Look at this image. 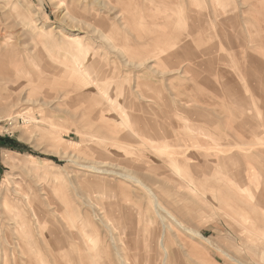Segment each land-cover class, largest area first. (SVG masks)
<instances>
[{
    "label": "rangeland",
    "instance_id": "374dc122",
    "mask_svg": "<svg viewBox=\"0 0 264 264\" xmlns=\"http://www.w3.org/2000/svg\"><path fill=\"white\" fill-rule=\"evenodd\" d=\"M139 1L0 0V97L14 100L0 98V116L5 115L0 121V241L1 226L11 221V214L13 224L26 213L34 222L29 237L36 251L8 252L9 264H31L37 255L47 259L44 264H81L79 255L95 249L92 239H98L96 247H106L119 232L112 226L120 224L125 237L130 220L134 241L126 254L134 264H149L146 242L153 232L163 231V223L171 226L166 228L170 264H179L178 259L180 264H264V0H257L258 5L256 0H204L205 5L178 0L169 8L157 6L161 0ZM209 13L217 21L238 15L241 23L234 28L208 23ZM169 16L173 22L164 24ZM201 17L206 19L204 37L191 27ZM176 30L187 35L182 43L153 56L158 62L152 59L147 39L161 33L168 39ZM186 44L194 58L180 57L171 64L169 52ZM45 62L50 72L42 83L35 69ZM173 66L183 71H160ZM18 68L25 72L17 73ZM9 113L21 115L8 119ZM7 143L13 149L1 146ZM124 157L134 160L127 170L153 177L162 206L177 218L190 217L182 224L208 240L185 231L161 207L157 210L153 197L133 181L82 166L124 171L118 166ZM14 235H9L8 248ZM82 238L84 248L71 246ZM104 248L100 263L119 264L115 247Z\"/></svg>",
    "mask_w": 264,
    "mask_h": 264
},
{
    "label": "bare ground",
    "instance_id": "6f19581e",
    "mask_svg": "<svg viewBox=\"0 0 264 264\" xmlns=\"http://www.w3.org/2000/svg\"><path fill=\"white\" fill-rule=\"evenodd\" d=\"M141 1V0H140ZM139 1V2H140ZM199 1V0H198ZM209 1V0H208ZM70 2H72V1H70ZM73 2H75V0H73ZM139 2H137V3H139ZM161 2H162V4L161 5H157V6H166V7H171L172 6V4L173 3H175V2H178V0H161ZM195 3H196V1H194ZM202 2H203V4H204V0H202ZM207 2V1H206ZM240 2V1H239ZM251 2V0L250 1H248V2H246V3H250ZM76 3V2H75ZM198 3V2H197ZM197 3L195 4V7L197 6ZM208 3H212V1H210V2H208ZM241 3H242V1H241ZM254 3H256L257 5L259 4V3H257V0L256 1H254ZM70 5H72V3H69ZM141 3H139V5H140ZM176 4H178V3H176ZM180 4V3H179ZM183 4H184V1H183ZM136 5H138V4H136ZM198 5H200V3L198 4ZM201 5H202V3H201ZM205 5V4H204ZM208 5H210V4H208ZM217 5H218V3H217ZM254 5V4H253ZM73 6V5H72ZM180 6V5H179ZM207 6V5H206ZM212 6V5H211ZM210 6V7H211ZM239 6V5H238ZM246 6V5H245ZM69 7V6H68ZM74 7V6H73ZM151 8H155V7H152V6H150ZM243 7V6H242ZM242 7H241V9H242ZM173 8V7H172ZM178 8V7H177ZM180 9H181V7H179ZM198 9H200L199 7H197ZM215 7L213 6V11L216 9H214ZM183 9V8H182ZM208 10H209V8H207ZM211 10H212V8H210ZM240 9V8H239ZM245 9V8H244ZM178 11H179V9H178ZM209 12V11H208ZM214 13V12H213ZM212 13V14H213ZM239 13H240V11H239ZM179 14H181V13H179ZM183 14V13H182ZM181 14V15H182ZM187 14V13H186ZM185 14V15H186ZM199 14V13H198ZM242 14V13H241ZM241 14H240V16H241ZM184 15V14H183ZM214 15V14H213ZM180 16V15H179ZM181 17L182 16H180L179 18L181 19ZM185 17V16H184ZM183 17V18H184ZM223 17H225V16H223ZM178 18V19H179ZM186 18H187V15H186ZM213 18V19H212ZM222 18V17H221ZM241 18V17H240ZM240 18H239V16L237 15V16H230V17H227V18H225V19H222V20H220V21H217L218 19H215V17H213L212 15H210V13H209V15L207 16V20L209 21L208 23H214L215 21L217 22V24H220V25H224V24H227V25H229L230 27H237V25H239L241 22H240ZM242 18H244L243 16H242ZM177 19V20H178ZM170 20L173 22V19L169 16V17H167V19L166 20H163V22H164V24H167V23H169L170 22ZM181 20H179V22H180ZM185 21V20H184ZM242 21V20H241ZM178 22V21H177ZM177 22H176V24H177ZM206 22V19L204 20L202 17L201 18H198V19H196V20H194L192 23H191V27H192V29H194L195 31L196 30H198V32H201L202 34H203V32H204V30L206 29L203 25V23H205ZM184 23H188V21L187 22H183L182 24H184ZM132 24V23H131ZM175 24V25H176ZM181 24V25H182ZM216 24V23H215ZM178 25H180V23H178ZM242 25H243V22H242ZM245 25V24H244ZM129 26H131V25H129ZM174 27H176V26H174ZM179 27H181V26H179ZM179 27H176V28H178V30L180 29ZM243 27H245V30H246V26H243ZM183 28H184V26H183ZM188 29V27H185L184 29ZM174 29V28H173ZM182 29V28H181ZM181 29L179 30V32L181 31ZM214 29V28H213ZM217 29H219V27L217 28ZM26 30V29H25ZM171 30V29H170ZM201 30H203V31H201ZM207 30V29H206ZM219 30H221V29H219ZM109 31V30H108ZM177 31V30H176ZM182 31L184 32L185 30H183L182 29ZM187 31V30H186ZM185 31V32H186ZM194 31V32H195ZM215 31V30H214ZM112 32V31H111ZM151 32V33H150ZM147 35H143V36H150L151 34H153V31H150ZM155 33H156V31H154ZM172 32H173V30H172ZM172 32H171V34H172ZM178 32V31H177ZM177 32H175L176 34L175 35H172L171 37H170V35H169V38L167 39H162L163 37L162 36H167V33H165V34H163V33H161V34H156V35H153V37H151V38H149V39H151V40H149L148 41V39H147V41H146V44L147 45H150V46H153L152 47V49L150 50V54L152 55V57L153 56H158L159 57V54H162L163 52L165 53V50L166 49H168V48H170V47H172V46H176L177 44H179V42L181 41V39H183V37L185 38L186 36H184L183 35V37H181V33H179V35L180 36H178V34H177ZM182 32V33H183ZM185 32L183 33V34H185ZM220 32V31H219ZM158 33V32H157ZM221 33V32H220ZM102 34H106V33H102ZM192 34V33H191ZM201 34V35H202ZM216 34V33H215ZM247 34V33H246ZM103 35V36H104ZM188 35H190L189 34V32H188ZM211 35V34H210ZM209 35V36H210ZM106 36V35H105ZM115 37V36H114ZM200 37V36H199ZM202 37H204V34H203V36ZM216 37H217V35H216ZM141 38H143V37H141ZM188 38V37H187ZM186 38V39H187ZM196 38H198V36H196ZM226 38V37H225ZM185 39V40H186ZM202 38H200V41H202L201 40ZM211 39H212V37H211ZM219 39V38H218ZM222 40V39H221ZM150 41L152 42V41H158V43H150ZM218 41V40H217ZM264 41V40H263ZM183 42H185V41H183ZM180 43H182V42H180ZM209 43V42H208ZM210 43H212V42H210ZM200 44V43H199ZM198 44V45H199ZM222 44V43H221ZM247 44H249L248 42H247ZM187 46H185L184 48H182V49H179L178 51H176V52H174V53H172L174 50H171L172 52H169V54L171 53V55L170 56H168V59H169V61H170V63L172 64V62L173 63H176L175 61H178L179 59L178 58H180V57H187V59L188 58H194V53H192L191 51H190V49H189V44H186ZM201 45H202V43H201ZM206 45H209V44H207L206 43ZM222 45H224V44H222ZM179 46V45H178ZM203 46H205V45H203ZM200 47V46H199ZM203 47H201V49H202ZM264 48V47H263ZM216 49H217V47H216ZM219 49H220V46H219ZM245 50H247L246 48H244ZM210 50H212L211 48H209V49H207L206 50V53H208V52H210ZM243 50V49H242ZM245 50L244 51H242L243 53L245 52ZM169 51V50H168ZM168 51H166V55H168ZM235 51V50H234ZM9 52V51H8ZM148 52V51H147ZM212 52V51H211ZM164 53H163V55H164ZM205 53V54H206ZM246 53V52H245ZM244 53V54H245ZM254 53V52H253ZM240 54H241V52H240ZM243 54V55H244ZM150 55V56H151ZM246 55V54H245ZM155 56V59L157 58ZM162 56V55H161ZM149 57V56H148ZM151 57V58H152ZM234 57V56H233ZM151 58H149V59H151ZM204 58V57H203ZM216 58V57H215ZM152 59H154V57L152 58ZM151 59V60H152ZM154 59V60H155ZM182 59V58H181ZM201 59V58H200ZM160 60V58H158L157 60H155V61H159ZM169 61H167V62H169ZM180 61V60H179ZM214 61H216V60H214ZM150 62V61H149ZM152 62V61H151ZM166 62V63H167ZM188 61H186V63H187ZM195 62V61H194ZM183 61H182V68H183ZM189 63H191V62H189ZM14 64V63H13ZM76 64H77V62H76ZM48 63H44V65L42 66V68H40V69H35L36 71H37V73L38 74H41V76L39 77V81L41 80L42 81V83H43V81H44V79H46V77H47V75H48V73L50 72V69L48 68ZM192 65V64H191ZM191 65H189V66H191ZM163 66V65H162ZM188 66V65H187ZM256 66H258V65H256ZM156 67V66H155ZM155 67H154V69H155ZM164 67V66H163ZM174 67V66H173ZM180 67V66H179ZM192 67H194V66H192ZM254 67V66H253ZM148 68V67H147ZM157 68V67H156ZM19 69V68H18ZM158 69V68H157ZM194 69H196V68H194ZM4 70V69H3ZM159 70H160V68H159ZM164 70H166V69H161L160 71L162 72V73H165V72H182L183 70H180V68H175L174 67V69L172 68H170V70L168 69V71H164ZM189 70V69H188ZM255 70V69H254ZM256 70H258V69H256ZM260 70H262V69H260ZM17 71H19V72H17V73H21V72H25V70L24 71H22L21 69H19V70H17ZM30 71V70H29ZM186 71V70H185ZM190 71V70H189ZM32 72H33V70H32ZM204 72V71H203ZM259 72V71H258ZM261 72V71H260ZM30 73V72H29ZM189 73V72H188ZM202 73V72H201ZM205 73V72H204ZM166 74V73H165ZM168 74V73H167ZM170 74V73H169ZM191 74H192V72H191ZM221 74V73H220ZM179 75V74H178ZM263 75V74H262ZM30 76H32V74H30ZM29 76V77H30ZM177 76V75H176ZM184 76V75H183ZM192 76V75H191ZM261 76V75H260ZM19 78V77H18ZM174 78V77H173ZM184 78V77H183ZM255 78V77H254ZM2 79V78H1ZM140 79H142V78H140ZM143 79H145V78H143ZM4 80V79H3ZM9 80V79H8ZM137 80H138V76H137ZM35 81H37V80H35V79H32V78H29V82H35ZM139 81V80H138ZM137 81V82H138ZM194 81H195V78H194ZM174 82V81H173ZM188 82V81H187ZM193 82V81H192ZM1 83V82H0ZM198 83V82H197ZM200 83V82H199ZM34 84V83H33ZM183 84V83H182ZM135 85V84H134ZM193 85H195V84H193ZM199 86V85H198ZM198 86H195V87H198ZM207 86V85H206ZM172 87V86H171ZM224 87V86H223ZM138 88V87H137ZM174 88V87H173ZM175 88H177V87H175ZM231 88V87H230ZM230 88H228L229 90H230ZM247 88V87H246ZM188 89V88H187ZM233 89V88H232ZM245 89V88H244ZM250 89V88H249ZM140 90V89H139ZM172 90H174V89H172ZM185 90V89H184ZM179 91V90H178ZM201 91V90H200ZM140 92V91H139ZM172 92H177V91H172ZM252 92V91H251ZM23 93V92H22ZM138 93V92H137ZM141 93V92H140ZM196 93V92H195ZM252 94V93H251ZM19 95V94H18ZM132 95V94H131ZM140 95V94H139ZM133 96V95H132ZM140 96H142V94L140 95ZM18 97H20V96H18ZM47 97V96H46ZM0 98H2V99H6V100H8V101H14L11 97L10 98H8V97H6V96H3V97H0ZM134 98V97H133ZM18 99V98H17ZM22 99H24V97L22 98ZM26 99V98H25ZM45 99V98H44ZM134 99H136V98H134ZM47 100V99H46ZM113 99H109V103H110V101H112ZM133 101V100H132ZM135 101V100H134ZM122 102V101H121ZM46 103H48L47 101H46ZM113 103V101L110 103V104H112ZM134 103V102H133ZM114 104V103H113ZM122 103H119V108H122V109H124L123 108V106L121 105ZM13 105V104H12ZM118 106V105H117ZM134 107V106H133ZM54 108V107H53ZM115 108V107H114ZM229 108V107H228ZM238 108V107H237ZM134 109H135V107H134ZM133 109V110H134ZM246 109V108H245ZM124 112H125V117H128V113H127V111H125V110H123ZM244 111V110H243ZM258 111V110H257ZM259 112V111H258ZM257 114H259V113H257ZM9 117H8V119H11L12 117H18L19 115H21L20 113H15V115L14 116H11L10 117V113L9 114H7ZM6 115V116H7ZM5 116V115H4ZM4 116H0V121H1V119H4ZM230 116V115H229ZM14 119V118H13ZM17 119V118H16ZM13 123V122H12ZM105 123H107V122H105ZM109 123V122H108ZM107 123V124H108ZM111 123V122H110ZM115 124V123H114ZM120 124V123H119ZM149 124V123H148ZM109 125V124H108ZM121 125V124H120ZM105 126V125H104ZM110 126H111V124H110ZM116 126V125H115ZM105 127H107V126H105ZM117 127V126H116ZM119 127V126H118ZM111 128H112V126H111ZM119 130H122V128L121 129H119L118 128V131ZM131 130V129H130ZM141 129H139V127H136L135 129H134V132L135 133H137L136 135H138V136H141V134L143 133V131H140ZM206 135V134H205ZM60 136V135H59ZM209 138V137H208ZM122 139V138H121ZM118 141H120V139H117ZM110 141V143L112 144V142H111V139L109 140ZM116 141V140H115ZM113 142H114V140H113ZM117 143V142H116ZM119 143V142H118ZM130 143V146H132L131 145V142H129ZM114 144V143H113ZM112 144V145H113ZM146 144H147V142H146ZM111 145V146H112ZM127 145V144H126ZM134 145V144H133ZM129 146V145H128ZM135 146V145H134ZM137 146V145H136ZM139 146V145H138ZM155 146H156V148H160V149H164V150H167V148H166V146H162V145H156L155 144ZM154 149V148H153ZM199 149V148H198ZM114 150V149H113ZM186 150V149H185ZM184 150V151H185ZM190 150H191V148H190ZM190 150H186V152L185 153H188V152H190L191 153V151ZM194 150H196V149H194ZM115 151V150H114ZM119 152V151H118ZM195 154V153H194ZM173 157L175 156L174 154L172 155ZM178 156V155H177ZM172 157V158H173ZM121 158V157H120ZM119 158V159H120ZM129 158H131V157H129ZM129 158H126V157H124L123 159H122V161L121 160H118V166H119V168L120 167H123V168H125L126 170H124V171H119V169H118V171H116V170H108V169H106V168H103V166L102 165H98V164H87V165H85V164H82V166H85L86 168H88V169H90V170H95L98 174H109V175H113L114 177H118V179H123V180H125V181H133L134 183H136L138 186H140L143 190H145V191H147V193L150 195V196H152L153 197V199L155 200L154 202H155V205H156V209L157 210H159L160 209V207L164 210V212H165V214L168 216V217H170V219L171 220H173V222H175L177 225H179L180 227L182 226L184 229H185V231H189L190 233H192V234H195V235H198V237H200V238H202V239H205V240H208L207 238H205V236L204 235H202L198 230H195V229H193V228H191V227H189V226H184L182 223L184 222L185 224H187V221L190 219V217L188 218V219H186V218H183V217H181V218H177L176 216H175V214H173V212L169 209H167L165 206H162L161 204H160V199L161 198H163V197H161V198H159V195H158V192L156 191V189H154V187L152 186V184H151V182L153 181V177L152 178H150V177H148L149 175H147V176H143L144 174H140L139 172H137V173H135V172H133V170L131 171V170H127V168H129V167H131V163L132 162H134V160H132V159H129ZM137 158H140V157H137ZM74 161V160H73ZM126 161L128 162V163H126ZM177 161V160H176ZM75 162V161H74ZM131 162V163H130ZM143 162V161H142ZM124 163H126V164H124ZM101 164H102V162H101ZM114 164V163H113ZM112 164V165H113ZM130 165V166H129ZM118 166H117V168H118ZM133 166V165H132ZM137 167H136V169H138V170H142L143 169V165H141V164H137L136 165ZM112 167V166H111ZM114 167V166H113ZM146 167V166H145ZM116 168V167H115ZM114 168V169H115ZM123 168H121V169H123ZM152 169V168H151ZM150 170V169H149ZM143 171V170H142ZM151 171V170H150ZM144 172V171H143ZM145 173V172H144ZM151 172H149V174H150ZM147 174V172L145 173V175ZM165 174V173H164ZM163 174V175H164ZM104 175V176H105ZM73 176V175H72ZM152 176H154V175H152ZM107 178V177H106ZM158 178V177H157ZM169 178V177H168ZM156 179V178H155ZM158 179H160V180H162V178H158ZM163 180H165V179H163ZM107 181H110V180H107ZM118 182V181H117ZM122 182H124V181H122ZM156 182H160L159 180L157 181V180H155V183ZM163 182H165V181H163ZM162 182V183H163ZM166 182H167V180H166ZM166 182H165V184H166ZM118 184H120L119 182H118ZM126 184V183H125ZM125 184H122L123 186H126ZM164 184V183H163ZM105 185H110V183L108 182L107 184L105 183ZM113 185V184H112ZM111 185V186H112ZM154 185V184H153ZM131 186H132V184H131ZM167 186H168V184H167ZM169 186H171V185H169ZM120 187V186H119ZM122 188V187H121ZM97 190V189H96ZM123 190V189H122ZM94 191V190H93ZM125 191V190H124ZM97 192V191H96ZM90 193V192H89ZM126 194H127V192H126ZM93 195V194H92ZM147 195V194H146ZM206 197H207V195H206ZM133 199V198H132ZM218 199V198H217ZM91 200V199H90ZM94 201V200H93ZM92 202V201H91ZM131 202V201H130ZM28 203V202H27ZM36 203V202H35ZM34 203V204H35ZM32 204V203H31ZM95 204V203H94ZM132 204V203H131ZM1 205V204H0ZM8 204L5 202V206L4 207H8L7 206ZM124 205V204H123ZM92 206V205H91ZM125 206V205H124ZM147 206V205H146ZM170 206V205H169ZM72 207V206H71ZM108 207V206H107ZM118 207V206H117ZM38 208H40V207H37V208H35L34 210L35 211H37V209ZM99 208H100V206H99ZM171 208L173 209V207L171 206ZM8 209V208H7ZM33 209V208H32ZM72 209V208H71ZM145 209V208H144ZM40 210V209H39ZM45 210V209H44ZM117 210V209H116ZM102 211V210H101ZM144 211V210H143ZM32 213L34 212V211H31ZM30 212V213H31ZM41 212V211H40ZM45 212V211H44ZM90 212V211H89ZM94 212H95V210H94ZM12 213V212H11ZM10 213V214H11ZM31 213V214H32ZM47 213V212H46ZM87 213H88V210H87ZM124 213V212H123ZM175 213H176V211H175ZM14 214V213H13ZM26 214V213H25ZM24 214V216L23 217H20L21 215H19V217L21 218V220H19L18 219V221H17V219H16V221L13 223L14 224V226H12L13 224H12V222L11 221H13L12 220V218H14V217H12V214H11V218H10V222L8 223V224H6V227H4V226H1L2 227V229H1V234H3L2 235V241H0V264H9V259L10 258H8L7 257V254H8V252H10V253H15L16 252V250H17V252H18V254H20V252L19 251H21L22 253L25 251V250H29V251H31L32 252V250H33V245H32V239H30V233H31V237H32V232H33V229L35 228L34 227V222H33V224H32V221H31V223H30V221H28V219H27V217H28V215L26 216ZM30 214V215H31ZM34 214V213H33ZM89 214V213H88ZM103 214V213H102ZM176 214H178V213H176ZM3 215V214H2ZM15 215H17V214H15ZM47 215V214H46ZM106 215V214H105ZM104 215V216H105ZM129 215H131V214H129ZM128 215V216H129ZM179 215V214H178ZM4 216V215H3ZM35 216V215H34ZM34 216H33V218H34ZM86 216V215H85ZM97 216V215H96ZM128 216H126V219H127V217ZM160 216H161V218H163V217H165V216H163L161 213H160ZM166 216V217H167ZM2 217V216H1ZM36 217V216H35ZM106 217V216H105ZM9 218V217H8ZM8 218H6V219H8ZM44 218V217H43ZM96 218V217H95ZM15 219V218H14ZM34 219H36V220H38L37 218H34ZM40 219V218H39ZM3 220V219H2ZM31 220V219H30ZM102 220H103V218H102ZM108 220V219H107ZM134 220V219H133ZM39 221V220H38ZM40 221H41V219H40ZM45 221H46V219H45ZM129 221V220H128ZM132 220H130V225L128 226H126L127 227V233L125 234L126 236L125 237H123L124 236V231H123V227H121L120 226V224H118V226H117V224L115 225V226H112V228H113V230H115V229H118L119 230V232L117 231V233L115 232V235L113 234V235H111V237H110V239H111V241L112 242H110V244H109V242L106 244V247H105V245H103L101 248H99V246L98 247H96V244H97V240L98 239H96V241L94 242V239H92V246L95 248L93 251H91V252H89V255H84V256H82L81 254L79 255V257H80V262H82L83 264L86 262L87 263V261H91V262H94L93 264H97V263H99V264H101L100 263V261H103L104 259H102L101 258V252L103 251V248H104V250L106 249V248H108L110 245H112V247L114 246L115 247V249H116V254L115 255H117V258H118V260H119V264H134L135 262L132 260V259H130L131 257H130V255L128 256V254H126V252H128L129 250H128V247L129 248H131L132 246H133V241H134V226H133V224H132V222H131ZM5 222H6V220H5ZM7 222H8V220H7ZM47 222V221H46ZM110 222V221H109ZM122 221H120V223H121ZM127 222V221H126ZM36 224H37V221H36ZM94 224H96V222L94 223ZM128 224V223H127ZM19 225V226H18ZM33 225V226H32ZM104 225H105V221H104ZM110 225V224H109ZM112 225V224H111ZM169 226H170V224H165V223H163V227H161V228H163V231H161L160 233H158V234H156V232H153V234H151V237H150V242H149V240H148V242H146V245H147V248L149 249V252H150V256L148 257V261H149V264H170V263H172V258H173V251H172V249L170 248V246H169V241H167L166 240V231H167V229L166 228H169ZM4 227V228H3ZM38 227V226H37ZM181 227V228H182ZM170 228H171V226H170ZM77 230H78V232H79V229L77 228ZM109 230V229H108ZM173 230H174V228H173ZM42 231V230H41ZM140 231V230H139ZM9 232V233H8ZM173 232V231H172ZM15 234V235H14ZM70 234H71V237L73 236V238L75 237V238H79L78 236H77V233H74V232H70ZM9 235H14V236H17V239L14 241V242H12V241H9L10 242V246H12V247H10V248H8V246H9V243H8V245H7V242H8V238L10 237ZM34 237V236H33ZM43 237H45V236H43ZM42 237V238H43ZM133 237V238H132ZM35 238V237H34ZM103 238V237H102ZM123 238H126V239H123ZM31 241H30V240ZM46 239V238H45ZM44 239V240H45ZM109 239V240H110ZM182 239V238H181ZM34 240V239H33ZM43 240V239H42ZM61 240V239H60ZM80 240V242L79 243H73V245H71V246H76L77 247V249L78 250H80L82 247L84 248V246H85V240L82 238V239H79ZM183 240V239H182ZM61 241H63V240H61ZM43 242H45L46 243V241H42V243ZM123 242H124V244H123ZM35 243V242H34ZM36 243H38V240H37V242ZM44 243V244H45ZM47 243H48V241H47ZM46 243V244H47ZM180 243V242H179ZM181 243H183L182 241H181ZM38 244H41L40 243V241H39V243ZM35 245V244H34ZM49 245V244H48ZM47 245V246H48ZM57 245L59 246V248H64V243H62V242H59L58 241V243H57ZM69 245H70V243H69ZM182 245V244H181ZM216 245V244H215ZM41 246V245H40ZM49 246H51V245H49ZM48 246V247H49ZM82 246V247H81ZM101 246V245H100ZM35 247H37V246H35ZM39 247V246H38ZM43 247V246H42ZM46 247V246H45ZM45 247H43V251H44V248ZM55 244H54V247H53V249H55ZM66 247H67V243H66ZM182 247H183V245H182ZM13 248V252H11L10 251V249H12ZM180 248V247H179ZM35 249V248H34ZM48 249V248H47ZM52 249V250H53ZM174 249H175V247H174ZM37 250V249H36ZM39 250V249H38ZM37 250V251H38ZM49 250V249H48ZM51 250V249H50ZM176 250V249H175ZM33 251H35V250H33ZM179 251V250H178ZM184 251H186V250H184ZM26 252V251H25ZM30 252V253H31ZM36 252V251H35ZM106 252V251H105ZM108 252V251H107ZM216 252V251H215ZM222 252L225 254V255H229V256H231V257H233L232 256V254H230V252H228V251H226V250H223L222 249ZM21 253V254H22ZM182 253V252H181ZM32 254H34V252L33 253H31V257H32ZM37 254H39V253H36V255ZM53 254V253H52ZM51 254V255H52ZM176 254H177V252H176ZM175 254V255H176ZM202 254H203V256L206 258V257H208L207 256V253H205V252H202ZM10 256H11V254H9ZM40 255V254H39ZM107 255V254H106ZM9 256V257H10ZM23 256H25V255H23ZM18 257V256H17ZM107 257V256H106ZM113 257V256H112ZM26 258H28V256H26ZM53 258V257H52ZM58 258H60V257H58ZM57 258V259H58ZM102 259V260H100L99 261V259ZM109 258V257H108ZM192 258V257H191ZM12 259H13V261L16 263V257H15V255H13L12 256ZM29 259V258H28ZM115 259V258H114ZM170 259V260H169ZM178 259V258H177ZM38 260H40V262L38 261ZM54 260H55V258H54ZM60 260V259H59ZM116 260V259H115ZM114 260V261H115ZM12 261V262H13ZM30 261H31V264H36V263H41V264H44V263H46L47 262V259L45 258V257H43V256H36V258H34L33 260H31V258H30ZM50 261V260H49ZM60 261H62V259L60 260ZM78 261H79V259H78ZM107 261H109V260H107ZM11 262V263H12ZM63 262V261H62ZM61 262V263H62ZM90 262V263H91ZM105 262V261H104ZM116 262V261H115ZM181 262V261H180ZM180 262H179V259H178V263L180 264ZM81 263V264H82ZM187 263V262H186ZM13 264V263H12ZM63 264V263H62ZM107 264V263H106ZM115 264H117V263H115ZM184 264V263H183ZM213 264V263H212ZM215 264V263H214Z\"/></svg>",
    "mask_w": 264,
    "mask_h": 264
},
{
    "label": "trees",
    "instance_id": "16d2710c",
    "mask_svg": "<svg viewBox=\"0 0 264 264\" xmlns=\"http://www.w3.org/2000/svg\"><path fill=\"white\" fill-rule=\"evenodd\" d=\"M2 147H8V148H12V146L11 145H9L8 143L7 144H2L1 145ZM13 149V148H12Z\"/></svg>",
    "mask_w": 264,
    "mask_h": 264
}]
</instances>
